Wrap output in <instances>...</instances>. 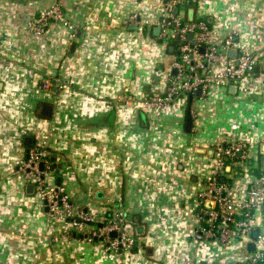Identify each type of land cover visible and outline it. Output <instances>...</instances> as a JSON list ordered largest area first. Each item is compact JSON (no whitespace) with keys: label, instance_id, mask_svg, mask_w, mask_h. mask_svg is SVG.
<instances>
[{"label":"crops","instance_id":"crops-1","mask_svg":"<svg viewBox=\"0 0 264 264\" xmlns=\"http://www.w3.org/2000/svg\"><path fill=\"white\" fill-rule=\"evenodd\" d=\"M55 6L60 19L41 33L29 29ZM192 8L213 42L233 35L229 57L255 50L256 69L241 86L214 84L156 112L146 96L166 89L176 60L160 39L162 0H0V264H228L250 255L254 231L264 235L259 220L229 246L195 231L218 141H247L263 165L264 0L181 1L188 19ZM35 144L51 152L47 180L60 181L74 213L97 222L125 215L131 249L110 251L87 238L95 224L77 228L48 213L18 172ZM226 169L238 199L252 175L243 164Z\"/></svg>","mask_w":264,"mask_h":264},{"label":"built area","instance_id":"built-area-1","mask_svg":"<svg viewBox=\"0 0 264 264\" xmlns=\"http://www.w3.org/2000/svg\"><path fill=\"white\" fill-rule=\"evenodd\" d=\"M165 14L160 18V39L179 40L178 53L173 63L175 74H170L169 82L164 91H153L146 96L145 104L156 112L168 110L182 96L195 95L201 90L208 94L214 84L243 85L254 74L257 65L255 50L241 51L235 57H229L228 52L234 45V37L228 34L220 43L213 42L210 36V25L206 19H188L180 12L183 0H162ZM187 4H198L201 0H184ZM61 11L55 6L40 11L38 17L29 21V29L35 33L44 31L46 25L53 19H60ZM132 15L129 21H135ZM191 34L189 38L188 35ZM204 48V52L201 49ZM227 59L223 70H217L216 64ZM127 101H133L130 95H123ZM216 158L214 173L205 181V188L199 193L197 216L199 224L195 237L199 240L216 241L222 246H229L246 234H251L254 223L264 225V169L249 154V144L245 140L218 141L213 149ZM51 152L43 145L31 146L27 157L21 161L18 172L32 182L45 201L48 213L69 220L74 227L84 228L87 224L97 222L84 212L74 213L72 203L60 184H51L47 180L52 168ZM247 164L248 172L252 175L250 186L242 189L236 199L225 179L227 166ZM41 164L43 168H41ZM256 164V165H255ZM240 167V165H239ZM254 169H259L254 173ZM125 215L115 213L99 221L88 231L90 240H101L106 243L108 250L120 248L131 249L136 238L127 233L124 228ZM116 231L117 236H112ZM256 248L247 258L228 264H264V249L258 246L264 241V235L258 233L251 237ZM186 264H193L187 262Z\"/></svg>","mask_w":264,"mask_h":264},{"label":"water","instance_id":"water-1","mask_svg":"<svg viewBox=\"0 0 264 264\" xmlns=\"http://www.w3.org/2000/svg\"><path fill=\"white\" fill-rule=\"evenodd\" d=\"M194 15H195V9L192 8L190 10V19H193L194 18ZM132 28L137 29L138 27H132ZM188 37L190 38L191 37V34H189ZM170 49H171V51H173V46H170ZM201 51L204 52V48H202ZM173 73L174 74L176 73V69H173ZM234 89L236 90V86H234ZM201 95H202V91L201 90H199V91L196 92V96H199L200 97ZM191 124H192V115H191V113H188V128L191 127ZM41 168H43V165L42 164H41ZM262 168L264 169V159H263ZM58 184H60V181H58ZM47 210H48V208H47ZM253 234H254L255 237H257L258 231L255 230ZM112 236L116 237L117 236V232L116 231H113L112 232ZM249 246H250V249L252 251L255 250V243L254 242H251L249 244Z\"/></svg>","mask_w":264,"mask_h":264},{"label":"rangeland","instance_id":"rangeland-1","mask_svg":"<svg viewBox=\"0 0 264 264\" xmlns=\"http://www.w3.org/2000/svg\"><path fill=\"white\" fill-rule=\"evenodd\" d=\"M175 41L173 39L169 40V39H166L164 41H162V43H164L165 46H168L169 44H172L174 43ZM245 167H247V164L245 165ZM47 207V206H46ZM96 223H97V226L100 225L99 222H93V224H95L94 226H96ZM88 238V237H87ZM258 248L260 249H264V241L258 246Z\"/></svg>","mask_w":264,"mask_h":264},{"label":"trees","instance_id":"trees-1","mask_svg":"<svg viewBox=\"0 0 264 264\" xmlns=\"http://www.w3.org/2000/svg\"><path fill=\"white\" fill-rule=\"evenodd\" d=\"M189 4L192 5V6H195V4H192V3H189ZM179 44H180V41L179 40H175L174 43H172V44L169 45V46H173L174 53H178ZM189 96H193V95H189Z\"/></svg>","mask_w":264,"mask_h":264}]
</instances>
